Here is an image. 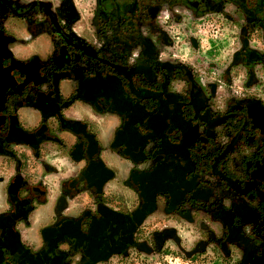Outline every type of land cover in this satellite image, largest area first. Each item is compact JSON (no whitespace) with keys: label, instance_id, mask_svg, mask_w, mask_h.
<instances>
[{"label":"flooded vegetation","instance_id":"obj_1","mask_svg":"<svg viewBox=\"0 0 264 264\" xmlns=\"http://www.w3.org/2000/svg\"><path fill=\"white\" fill-rule=\"evenodd\" d=\"M90 7L82 22L73 0H0V264H114L175 232L146 239L152 215L207 231L236 264H264V99L216 102L167 30L238 24L225 73L241 66L250 81L264 49L245 36L264 42V0ZM113 150L116 171L97 161Z\"/></svg>","mask_w":264,"mask_h":264},{"label":"rangeland","instance_id":"obj_2","mask_svg":"<svg viewBox=\"0 0 264 264\" xmlns=\"http://www.w3.org/2000/svg\"><path fill=\"white\" fill-rule=\"evenodd\" d=\"M55 1V0H52ZM82 22L90 18L91 0H73ZM164 26V25H163ZM168 26L169 35L174 41V46L170 47L173 53L177 51L183 63L191 67L194 71H199L197 75L201 79L213 85L212 96L216 102L223 101L228 96L248 97L258 96L256 98L264 99V67L258 65L255 68L252 80L245 74L241 66H233L229 74L225 73L226 69L232 65L233 53L238 49L241 42L238 24L227 22H197L175 24L170 23ZM249 39L254 48L264 49V42L259 41L260 32L252 31ZM43 42H48L46 37H42ZM261 42V43H260ZM44 46H47L44 45ZM24 54V51H21ZM28 51L25 50V53ZM41 56V55H40ZM191 65V66H190ZM225 74V75H224ZM230 82L225 81L226 79ZM251 82V85L249 84ZM67 85V86H65ZM209 85V86H210ZM215 85V86H214ZM69 88L68 84L62 85ZM252 95V96H251ZM86 176L89 178V171L86 170ZM45 211L46 209H42ZM47 214V213H46ZM169 218L160 219L157 215H152L144 222L145 237H149L154 231H160L164 226H175L174 233L168 236L166 243L163 245H154L148 251L132 249L129 254L122 259L115 258L114 264H236L238 261V251L232 252L231 256H226L215 244L207 240V231L199 230L197 226L189 223H176L170 221L162 222ZM216 226L211 224L209 228ZM166 230H169L168 228ZM213 230V233L215 231ZM217 232V231H216ZM216 234V233H215Z\"/></svg>","mask_w":264,"mask_h":264},{"label":"crops","instance_id":"obj_3","mask_svg":"<svg viewBox=\"0 0 264 264\" xmlns=\"http://www.w3.org/2000/svg\"><path fill=\"white\" fill-rule=\"evenodd\" d=\"M114 88V87H113ZM114 107V106H113ZM112 107V108H113ZM116 107H118V106H116ZM113 113L114 112H116L115 111V109L113 108ZM117 114H121L120 113V111L118 112H116ZM113 121V119L111 120V122ZM111 122H110V125L112 126V124H111ZM102 137H103V139L104 140H106V133H107V131L105 130V131H103L102 130ZM96 137L99 139L100 138V136L99 135H96ZM133 142H135L132 138H131V140H130V137H129V140H128V143H129V145L130 144H134ZM132 149V148H131ZM133 150V149H132ZM115 150H113V151H103V152H98V156H97V161L100 163V164H102L104 167H106V168H108V169H113V170H115L116 171V169H117V167L120 165L119 164V160H120V158H117L116 157V154H115V152H114ZM94 152V151H93ZM92 153V152H91ZM128 156H130V155H128ZM131 157V156H130ZM81 157H79L78 158V156H77V158L75 157L74 158V163H78V160H81L80 159ZM66 161V160H65ZM70 164V161L68 162L67 161V165H69ZM84 165V161H81V162H79L78 164H77V166H83ZM93 167H94V165H92ZM95 169H96V173L97 174H95L94 176L96 177V176H101L103 173H102V169L100 168L99 169V167H94ZM110 186H112L113 188V190H115V188L118 186V183H117V181H113V182H111L110 183ZM42 210V209H41ZM41 210H39V212L38 213H36V215L34 216V218H33V223H34V225H37V224H39V223H41V221L43 220V218H44V211H41Z\"/></svg>","mask_w":264,"mask_h":264}]
</instances>
